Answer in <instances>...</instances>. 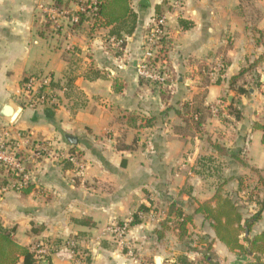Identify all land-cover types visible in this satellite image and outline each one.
<instances>
[{
	"label": "crops",
	"instance_id": "1",
	"mask_svg": "<svg viewBox=\"0 0 264 264\" xmlns=\"http://www.w3.org/2000/svg\"><path fill=\"white\" fill-rule=\"evenodd\" d=\"M127 1L132 17L100 26L91 19L73 23L79 0H0V128L33 134L57 153L32 161L31 192L0 196V224L15 228L17 244L58 248L37 264L199 262L202 254L187 253L176 230L157 234L169 205L180 203L195 214L216 194L219 160L226 174H241L237 162L244 159L247 170L264 178V0H183L182 10L172 7L176 0H151L150 8ZM158 15L167 18L170 41L156 63L167 69L165 85L142 79L137 70ZM42 75L53 78L55 102L25 108L19 88ZM9 101L22 108L13 125L5 119L12 113ZM198 111L196 124L190 113ZM67 136L78 144L70 145ZM70 155L86 168L79 172ZM141 207L149 212L130 228L131 258L108 229ZM262 231L264 213L247 238ZM189 232L212 243L214 264L257 263L253 255L231 253L201 214ZM71 241L77 256L67 248ZM86 252L90 263L82 258Z\"/></svg>",
	"mask_w": 264,
	"mask_h": 264
},
{
	"label": "trees",
	"instance_id": "2",
	"mask_svg": "<svg viewBox=\"0 0 264 264\" xmlns=\"http://www.w3.org/2000/svg\"><path fill=\"white\" fill-rule=\"evenodd\" d=\"M98 2L99 6L96 16L90 18L86 14H78L80 17V23L78 24H82L83 22L91 19L96 25L109 26L119 23L121 20L124 21L128 17H132V14L129 13L130 10L127 0H98ZM157 17H160V15ZM133 23L135 25L136 21L133 20ZM181 26L187 29L191 27V25H185L184 21H181ZM133 30L134 28L132 27L130 33ZM169 42L168 36H166L163 40V45L165 47L164 52L167 51L166 48L169 45ZM260 42H262L264 46V32L260 33ZM149 64L151 67H154L156 65V60L150 61ZM161 72L167 73L168 75L167 69L164 67H161ZM243 74L244 71L241 72L239 76L234 77L232 82H236L243 76ZM153 83L156 85L155 82H152V84ZM190 114L194 122L199 124L201 118L200 112L198 111ZM232 114L236 117V119L241 118V113L239 111H232ZM262 144L264 145V135L262 138ZM4 174V168L0 167V180L7 182ZM238 183L241 185L240 178L238 179ZM33 186L34 185L25 189L23 192H31ZM222 188V186H219L216 190V194L210 200L198 204L195 214L193 215L185 213L180 203H171L168 207L167 219L161 223V229L157 231V234L160 238H162L167 230L171 228L176 230L179 240L181 242H187V253H193L196 255L202 254V261H199V263L204 262L206 264H214L212 259L209 260L214 254L212 243L204 239H195L189 232V225L193 223L194 216L201 214L204 216L206 221L210 222L217 239L222 242L231 253L244 252L249 255H253L256 258V264H264V261H262V258L264 257V231L254 236L252 239H241L242 234H245L247 230L250 231L251 228L262 219V215L264 213V202L263 204H260V207H256L253 210L249 208V201L240 197L238 194H236V199L229 195H222ZM140 212L148 213L149 209L141 207ZM134 216L132 226H136L141 223V221L137 219V215L135 214ZM15 232V228L5 229L0 224V264H17L21 258L23 260L22 264H37L39 257L36 250L39 249V247L35 250H31L29 247L20 246L14 240ZM194 242H197L201 249H199V246L195 248L192 247ZM57 249V247L53 249L50 248L49 256H47V258L49 259L50 254H54ZM72 250H74L75 256H77L79 252L77 245ZM85 254H87V252ZM76 258H79V256ZM86 259L87 263H90L89 254H87ZM191 263L192 261H190L188 257H183L175 260L174 264Z\"/></svg>",
	"mask_w": 264,
	"mask_h": 264
},
{
	"label": "built area",
	"instance_id": "3",
	"mask_svg": "<svg viewBox=\"0 0 264 264\" xmlns=\"http://www.w3.org/2000/svg\"><path fill=\"white\" fill-rule=\"evenodd\" d=\"M183 0H176L173 8L176 10L183 9ZM98 0H79L78 13L73 18V23H80L78 14H86L92 18L96 16L98 11ZM40 9L46 14H52L51 9L45 5H41ZM54 13V12H53ZM52 17V16H51ZM168 36L167 33V18L165 15L155 17L149 27L148 34L145 37V42L142 48V56L140 64L137 68L139 76L147 81L155 82L160 85H165L169 80L167 73L161 72V67L150 66V61L159 60L165 53L163 40ZM119 48L123 46L122 41L112 40ZM220 70V66L217 67ZM19 98L25 108L36 109L40 106L53 104L55 96L53 92V78L51 76H32L26 78L18 91ZM219 105L213 106L214 113L219 112ZM33 134L26 132H15L9 127L0 128V167L4 168V177L7 182L0 180V196L15 191L23 192L34 184V171L31 165L35 161L56 157L57 153L52 149V146L47 145L38 139H33ZM68 160L76 166L80 171L85 167L84 161L78 155L68 156ZM137 219L143 221L148 216L147 213L137 212ZM134 217L125 222L115 223L109 227L108 232L114 237V240L124 249L128 250L131 258L135 256V249L128 239L130 228ZM197 242L192 244L196 247ZM74 247L76 243L71 241L67 244L69 251L75 255ZM49 250L44 247H39L36 250L38 257L46 256ZM83 259L87 258V254L82 255ZM175 263V262H174ZM191 264H206L192 261Z\"/></svg>",
	"mask_w": 264,
	"mask_h": 264
},
{
	"label": "rangeland",
	"instance_id": "4",
	"mask_svg": "<svg viewBox=\"0 0 264 264\" xmlns=\"http://www.w3.org/2000/svg\"><path fill=\"white\" fill-rule=\"evenodd\" d=\"M47 76V75H42ZM209 163V161H207ZM239 166L240 173L239 175L233 176L228 172L226 174L225 162L219 160V164L214 168V171H219V177H216L217 188L222 186V195L232 196L236 199V194L243 197L245 200H248L249 203H255L258 207L264 202V178L263 175L247 170V162L243 159L237 162ZM213 163L211 162L210 165ZM33 165H31L32 167ZM241 179V185L238 183V179ZM254 210V209H253ZM253 212V211H252ZM250 232V231H249ZM249 235V234H248ZM247 238L246 233L242 234L241 239ZM200 239V238H198ZM198 243L196 247H198ZM195 248V247H194ZM202 261V258L201 260Z\"/></svg>",
	"mask_w": 264,
	"mask_h": 264
},
{
	"label": "water",
	"instance_id": "5",
	"mask_svg": "<svg viewBox=\"0 0 264 264\" xmlns=\"http://www.w3.org/2000/svg\"><path fill=\"white\" fill-rule=\"evenodd\" d=\"M140 5L145 7V8H150L151 7V0H141ZM7 105H8L7 107H9L12 110V113L9 117H5V119L9 124L13 125V124H15L18 117L22 113V108L17 106L12 101H9ZM67 140H68L69 144L72 146H76L78 144V139L74 138L72 136H67ZM248 234H249V230L246 231V235H248Z\"/></svg>",
	"mask_w": 264,
	"mask_h": 264
}]
</instances>
